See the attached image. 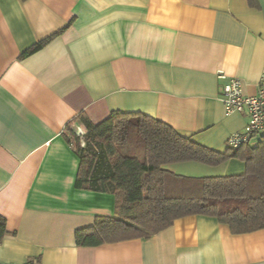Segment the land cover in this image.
Masks as SVG:
<instances>
[{"label":"crops","instance_id":"obj_1","mask_svg":"<svg viewBox=\"0 0 264 264\" xmlns=\"http://www.w3.org/2000/svg\"><path fill=\"white\" fill-rule=\"evenodd\" d=\"M263 67L264 0H0V262L264 264V229L233 234L202 215L146 238L76 245L115 201L75 187L79 160L63 136L67 124L85 132L80 113L93 124L139 113L223 151L247 116L225 115L221 86L238 78L253 95ZM163 168L209 177L245 164Z\"/></svg>","mask_w":264,"mask_h":264},{"label":"trees","instance_id":"obj_2","mask_svg":"<svg viewBox=\"0 0 264 264\" xmlns=\"http://www.w3.org/2000/svg\"><path fill=\"white\" fill-rule=\"evenodd\" d=\"M77 119L83 134L70 124L63 132L79 160L75 187L111 194L115 204L112 217H97L93 227L76 231V245L146 238L189 215L212 217L233 234L264 229V136L255 147L217 151L144 114L112 112L97 124L83 113ZM230 159L244 162L245 171L188 177L163 168L184 162L213 167ZM4 233L0 217V240Z\"/></svg>","mask_w":264,"mask_h":264},{"label":"built area","instance_id":"obj_3","mask_svg":"<svg viewBox=\"0 0 264 264\" xmlns=\"http://www.w3.org/2000/svg\"><path fill=\"white\" fill-rule=\"evenodd\" d=\"M223 78V74H219ZM220 99L225 115L232 113L246 114L247 123L241 132L232 133L226 140L228 147L238 148L249 144L253 137L264 131V67L261 70L256 93L245 95L242 82L238 78H230L221 86ZM0 264H14L3 263Z\"/></svg>","mask_w":264,"mask_h":264}]
</instances>
